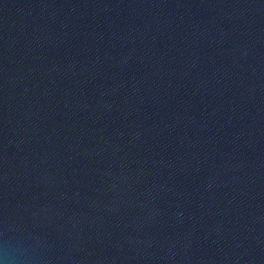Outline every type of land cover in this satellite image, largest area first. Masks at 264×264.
<instances>
[{
  "label": "water",
  "instance_id": "95a60500",
  "mask_svg": "<svg viewBox=\"0 0 264 264\" xmlns=\"http://www.w3.org/2000/svg\"><path fill=\"white\" fill-rule=\"evenodd\" d=\"M0 264H264V0H0Z\"/></svg>",
  "mask_w": 264,
  "mask_h": 264
}]
</instances>
